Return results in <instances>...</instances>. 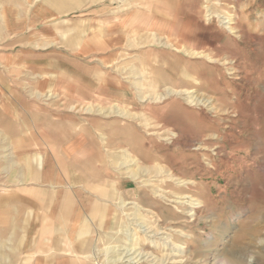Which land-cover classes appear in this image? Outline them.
<instances>
[{"label": "rangeland", "instance_id": "obj_1", "mask_svg": "<svg viewBox=\"0 0 264 264\" xmlns=\"http://www.w3.org/2000/svg\"><path fill=\"white\" fill-rule=\"evenodd\" d=\"M42 1L0 0V92L45 108L16 120L51 180L110 191L82 264H264V0H99L51 14L75 51L12 47L7 8ZM7 214L0 264H20Z\"/></svg>", "mask_w": 264, "mask_h": 264}, {"label": "crops", "instance_id": "obj_2", "mask_svg": "<svg viewBox=\"0 0 264 264\" xmlns=\"http://www.w3.org/2000/svg\"><path fill=\"white\" fill-rule=\"evenodd\" d=\"M97 1L43 0L36 6L38 15L27 23L23 18L20 21L18 6L17 9L7 8L11 46L19 39H26L28 44L34 42L43 50L52 48V54L58 49L56 45L75 51L81 42L77 40V33L72 28L62 27L61 23L49 22L51 14L68 13ZM101 43L95 41L93 44L98 47ZM2 77L0 72V79ZM10 93L11 97L7 98L0 92V126L9 128L4 131L5 136H0L7 144L11 143L12 148L7 149V154L20 158V161L16 164L14 159H8L12 165L3 168L7 175L0 179V189L9 190L0 193V202L8 213L5 219L9 223L5 229L18 245L16 251L20 264H82V256L90 250L91 233L97 225L96 221L100 216H106L108 206L104 199L109 198L110 191L108 187L99 188L90 183L79 190L70 183L64 186L59 180H51L44 165L31 159L37 151L30 142L34 140V135L17 131L19 109L31 105L20 93L13 90ZM31 108L34 110L33 119H37L45 109L38 105ZM83 197H88L86 206L81 205Z\"/></svg>", "mask_w": 264, "mask_h": 264}, {"label": "bare ground", "instance_id": "obj_3", "mask_svg": "<svg viewBox=\"0 0 264 264\" xmlns=\"http://www.w3.org/2000/svg\"><path fill=\"white\" fill-rule=\"evenodd\" d=\"M224 23H225L226 26H229L230 21L229 20H225ZM165 95L166 94H162V95H159V96H157V95L153 96L152 100H154V101L161 100ZM188 97L190 98L191 96H188ZM143 100H145V97L143 98ZM190 101L192 102V99ZM124 256H127V260L132 259V260H136L137 261V260H140V259H149V258H150V260H153V256L149 252L148 253L141 252V251L135 252L132 249H128L126 252H124Z\"/></svg>", "mask_w": 264, "mask_h": 264}]
</instances>
